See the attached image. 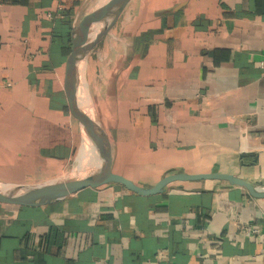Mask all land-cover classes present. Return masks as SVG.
<instances>
[{
  "label": "crops",
  "instance_id": "1",
  "mask_svg": "<svg viewBox=\"0 0 264 264\" xmlns=\"http://www.w3.org/2000/svg\"><path fill=\"white\" fill-rule=\"evenodd\" d=\"M102 1L0 0V184L41 186L77 166L66 62L75 26ZM110 33L100 61L116 68L114 86L96 119L114 172L144 186L175 172L264 181V0H130ZM104 262L264 264V198L204 180L0 203V264Z\"/></svg>",
  "mask_w": 264,
  "mask_h": 264
},
{
  "label": "water",
  "instance_id": "2",
  "mask_svg": "<svg viewBox=\"0 0 264 264\" xmlns=\"http://www.w3.org/2000/svg\"><path fill=\"white\" fill-rule=\"evenodd\" d=\"M130 0H109L106 4L86 15L75 26L71 37V51L66 62V81L75 115L82 128L84 139L96 153L77 167L64 179L41 186H12L0 184V203L20 207H40L66 200L69 196L86 188L104 185H121L141 196H153L167 192L176 182L214 180L230 186L241 187L254 198H264V181L251 182L237 174L209 172L190 174L187 172L167 173L152 186H144L116 173L106 160V136L96 116L88 107L79 83V63L93 46L109 33ZM241 156H244L241 155ZM95 157L101 164H97ZM257 159V158H256ZM105 160V162H104Z\"/></svg>",
  "mask_w": 264,
  "mask_h": 264
},
{
  "label": "rangeland",
  "instance_id": "3",
  "mask_svg": "<svg viewBox=\"0 0 264 264\" xmlns=\"http://www.w3.org/2000/svg\"><path fill=\"white\" fill-rule=\"evenodd\" d=\"M96 4L91 6L93 7L92 9L97 10L96 6L98 4ZM83 17H85V14H83ZM116 35L113 33L105 35L86 53L79 63L80 87L83 96L86 98L88 107L91 108L94 116H96V110L99 109L101 103H106L108 98L111 99L112 87L114 86L112 76L116 68H113L112 64L107 63L106 59L100 61V56H102V54L104 56L107 54V51H109L107 48L108 38H112L111 42L113 43V41H115L114 38L117 37ZM114 53H116V47H111L110 54L113 55ZM75 168H73V170Z\"/></svg>",
  "mask_w": 264,
  "mask_h": 264
},
{
  "label": "bare ground",
  "instance_id": "4",
  "mask_svg": "<svg viewBox=\"0 0 264 264\" xmlns=\"http://www.w3.org/2000/svg\"><path fill=\"white\" fill-rule=\"evenodd\" d=\"M109 0H103L101 3H99L97 5V7H101L103 6L104 4H106ZM84 144L82 146V149L85 151V153L82 155L80 153V160H79V163L77 164L78 166L81 164L83 165L84 163H86L90 156H92V153H93V156L96 154L93 150V147L88 143V141L86 139H84ZM97 160V164L100 165L98 159L95 157V161ZM77 167V166H76Z\"/></svg>",
  "mask_w": 264,
  "mask_h": 264
},
{
  "label": "built area",
  "instance_id": "5",
  "mask_svg": "<svg viewBox=\"0 0 264 264\" xmlns=\"http://www.w3.org/2000/svg\"><path fill=\"white\" fill-rule=\"evenodd\" d=\"M244 232L250 237H253V236H256V235L260 234V230L257 229V228H253V227H245L244 228ZM102 264H111V263L104 262Z\"/></svg>",
  "mask_w": 264,
  "mask_h": 264
},
{
  "label": "trees",
  "instance_id": "6",
  "mask_svg": "<svg viewBox=\"0 0 264 264\" xmlns=\"http://www.w3.org/2000/svg\"><path fill=\"white\" fill-rule=\"evenodd\" d=\"M69 16H70L69 12H66V11H65V12H64V16H63L64 19H65V18H68ZM70 29H71V27H70ZM69 31H71V30H69ZM69 35H70V34H69ZM70 45H71V43H70Z\"/></svg>",
  "mask_w": 264,
  "mask_h": 264
}]
</instances>
